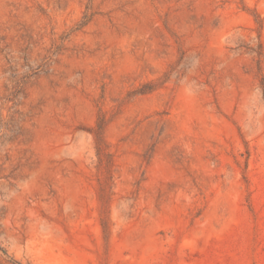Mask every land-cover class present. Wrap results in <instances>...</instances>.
<instances>
[{"label":"rangeland","instance_id":"obj_1","mask_svg":"<svg viewBox=\"0 0 264 264\" xmlns=\"http://www.w3.org/2000/svg\"><path fill=\"white\" fill-rule=\"evenodd\" d=\"M0 264H264V0H0Z\"/></svg>","mask_w":264,"mask_h":264}]
</instances>
